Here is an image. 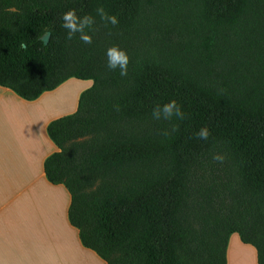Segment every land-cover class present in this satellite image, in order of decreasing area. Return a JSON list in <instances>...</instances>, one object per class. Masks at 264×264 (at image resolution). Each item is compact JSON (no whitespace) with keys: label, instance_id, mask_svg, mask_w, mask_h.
Wrapping results in <instances>:
<instances>
[{"label":"trees","instance_id":"obj_1","mask_svg":"<svg viewBox=\"0 0 264 264\" xmlns=\"http://www.w3.org/2000/svg\"><path fill=\"white\" fill-rule=\"evenodd\" d=\"M70 9L95 17L90 44L66 38ZM112 45L127 76L106 68ZM70 78L93 84L48 125L44 171L86 248L106 264H227L237 233L264 264V0H0V86L32 101ZM170 100L184 118L153 119Z\"/></svg>","mask_w":264,"mask_h":264},{"label":"crops","instance_id":"obj_2","mask_svg":"<svg viewBox=\"0 0 264 264\" xmlns=\"http://www.w3.org/2000/svg\"><path fill=\"white\" fill-rule=\"evenodd\" d=\"M92 84L70 78L32 101L0 86V264H106L71 225L68 189L50 183L44 171L46 159L59 151L48 125L75 113L81 93ZM232 241L242 251L234 254L241 262L243 254L257 264L255 247L237 233L229 239L227 264Z\"/></svg>","mask_w":264,"mask_h":264},{"label":"clouds","instance_id":"obj_3","mask_svg":"<svg viewBox=\"0 0 264 264\" xmlns=\"http://www.w3.org/2000/svg\"><path fill=\"white\" fill-rule=\"evenodd\" d=\"M96 14L101 21L107 24L116 25L118 23L117 16L106 13L102 7L96 9ZM61 21V27L66 30L67 39H72L76 34H79L78 38L83 43L90 44L92 42V36L85 29L90 30L92 28L95 24V17L88 14L80 16L75 10L70 9L62 14ZM105 57L107 69L112 71L118 70L120 76H127L129 56L123 48L118 45L109 46L105 49ZM151 116L155 120H171L173 117L183 119L184 113L175 100H170L163 104L155 105L152 109ZM175 130L176 126L174 125L171 131ZM165 134L167 135L168 133L166 132ZM194 135L200 140H207L210 131L207 127H201ZM212 159L223 162L225 156L220 153H215Z\"/></svg>","mask_w":264,"mask_h":264},{"label":"rangeland","instance_id":"obj_4","mask_svg":"<svg viewBox=\"0 0 264 264\" xmlns=\"http://www.w3.org/2000/svg\"><path fill=\"white\" fill-rule=\"evenodd\" d=\"M85 84V83H84ZM82 86H84V85H82ZM234 241H235V239H234ZM234 241H232L233 243H232V247H231V262H232V264H254V261H253V256H251V255H249L248 257L249 258H251V260L248 258V257H243L244 255L243 254H240L241 255V257H242V259L244 260L243 262H241L240 260H239V258H237L234 254H235V252H236V250L240 253V252H242V251H239V249H238V242H234ZM246 259H248L247 261H246Z\"/></svg>","mask_w":264,"mask_h":264},{"label":"water","instance_id":"obj_5","mask_svg":"<svg viewBox=\"0 0 264 264\" xmlns=\"http://www.w3.org/2000/svg\"><path fill=\"white\" fill-rule=\"evenodd\" d=\"M50 36L51 32H46L40 39L45 45H47L50 41ZM23 47H25V45H23Z\"/></svg>","mask_w":264,"mask_h":264}]
</instances>
